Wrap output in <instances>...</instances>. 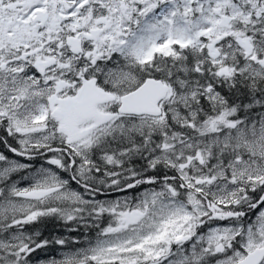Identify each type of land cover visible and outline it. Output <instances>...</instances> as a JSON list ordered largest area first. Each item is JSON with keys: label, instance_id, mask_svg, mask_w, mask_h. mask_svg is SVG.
Returning a JSON list of instances; mask_svg holds the SVG:
<instances>
[{"label": "snow or ice", "instance_id": "snow-or-ice-1", "mask_svg": "<svg viewBox=\"0 0 264 264\" xmlns=\"http://www.w3.org/2000/svg\"><path fill=\"white\" fill-rule=\"evenodd\" d=\"M0 264H264V0H0Z\"/></svg>", "mask_w": 264, "mask_h": 264}]
</instances>
